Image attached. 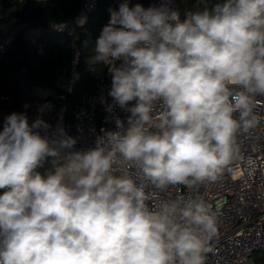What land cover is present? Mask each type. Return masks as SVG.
<instances>
[{
    "label": "clouds",
    "instance_id": "1",
    "mask_svg": "<svg viewBox=\"0 0 264 264\" xmlns=\"http://www.w3.org/2000/svg\"><path fill=\"white\" fill-rule=\"evenodd\" d=\"M183 15L111 11L88 63L107 68L108 110L130 115L94 147L75 150L63 130L50 140L26 113L5 118L0 264H206L219 208L191 192L231 171L238 137L264 124V0H196Z\"/></svg>",
    "mask_w": 264,
    "mask_h": 264
},
{
    "label": "built area",
    "instance_id": "2",
    "mask_svg": "<svg viewBox=\"0 0 264 264\" xmlns=\"http://www.w3.org/2000/svg\"><path fill=\"white\" fill-rule=\"evenodd\" d=\"M112 1L115 11L122 3L127 2L132 7L139 4L140 0ZM97 2L98 0L83 1L76 18L78 24L88 19L96 9ZM162 3L178 10L175 0H149L141 5L145 8L159 7ZM56 30L60 32L62 27H57ZM77 80L78 73L73 69L70 74L65 73L57 78L50 88H35V91L44 99L38 106L39 115L49 125L42 130L41 135L50 140H59L63 130V134L76 139L75 150L83 151L95 146L97 138L103 135L102 129L117 131V117L127 127L130 113L118 106L108 110V105L113 103L109 96L103 116L99 118L98 109L105 89L101 85L75 104L69 118L67 102ZM110 87L111 82L109 90ZM256 112L264 118V97L257 98ZM238 144L241 158L234 162L232 170L226 171L218 182L199 186L191 192V195L202 196L213 210L219 208L218 236L211 242L212 251L207 254L206 264H257L254 254L258 251L264 254V124L253 135L238 137ZM52 168V158H48L37 171L43 175ZM182 191L188 193L186 188H182ZM164 195L174 197L176 189L169 188Z\"/></svg>",
    "mask_w": 264,
    "mask_h": 264
},
{
    "label": "trees",
    "instance_id": "3",
    "mask_svg": "<svg viewBox=\"0 0 264 264\" xmlns=\"http://www.w3.org/2000/svg\"><path fill=\"white\" fill-rule=\"evenodd\" d=\"M83 1L0 0V131L5 118L13 112L26 113L30 124L42 119L38 106L44 99L35 88H50L57 78L73 69L78 80L67 102L68 117L77 102L101 85L105 89L98 116H103L111 79L106 67L90 66L88 61L115 4L112 0H98L88 19L78 24L76 18ZM175 2L182 19L186 9L195 10L196 0ZM57 27L62 30L58 32ZM259 252L254 259L263 264L264 254L259 257Z\"/></svg>",
    "mask_w": 264,
    "mask_h": 264
},
{
    "label": "rangeland",
    "instance_id": "4",
    "mask_svg": "<svg viewBox=\"0 0 264 264\" xmlns=\"http://www.w3.org/2000/svg\"><path fill=\"white\" fill-rule=\"evenodd\" d=\"M263 256V252H259V257H262Z\"/></svg>",
    "mask_w": 264,
    "mask_h": 264
}]
</instances>
